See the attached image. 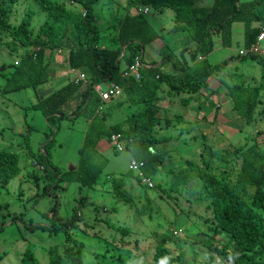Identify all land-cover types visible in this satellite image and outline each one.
<instances>
[{
    "label": "rangeland",
    "instance_id": "rangeland-1",
    "mask_svg": "<svg viewBox=\"0 0 264 264\" xmlns=\"http://www.w3.org/2000/svg\"><path fill=\"white\" fill-rule=\"evenodd\" d=\"M4 2L7 19L14 26L28 8L33 11L30 29L31 37H34L45 16L41 4L37 0ZM212 2L194 0L193 5L207 12ZM65 6L81 10L80 5L66 1ZM131 11L135 13L134 7ZM256 13L261 18L253 22L254 26L264 22V6ZM124 14L125 0H99L94 4L99 47L114 44ZM146 17L154 30L162 33L161 37L144 46L146 61L153 58L158 63L170 55L178 64L184 61L193 63L186 50L196 43L191 40L188 24L178 21L180 14L170 7L157 10L149 6ZM232 28L229 47H222L220 38L214 35V50L206 60L194 62L200 69L206 65H221L210 76L212 92L205 88L199 93L198 97L204 98L201 105L179 103L181 97L188 95L185 90L171 93L170 100L158 105L159 123L162 124L160 133L167 136L158 147L166 156L152 175L153 188L139 183L136 172L129 169L133 158L130 149L125 146L117 150L111 137L106 135L97 142L99 153L94 162L102 166V172L95 188L83 186L78 181L57 182L55 176H48L49 173L44 171L43 164L33 163V158L42 153L43 146L53 137L47 148L51 162L64 171L75 169L87 119L82 115L71 117L72 113H69V116L53 117L47 122L42 111L34 107L41 98L72 77L64 70L66 66L54 58L60 59L62 55L58 49L51 51L52 62L44 83L2 93L4 76L11 69L10 64L30 48L0 32V151L18 153L19 165L24 166L17 177L0 186V264H20L27 249L34 253L40 264L48 261L50 247L62 252L64 232L33 227L51 225L50 209L56 200L57 215L64 220L71 216L73 208L87 203L78 208L81 219L70 230L72 236L84 244L81 253L85 263L152 264L154 246L158 242L165 243L180 259V264L208 260L202 253L203 247L197 246L200 240H209L212 234L208 201L194 199L193 195L199 188L195 182L198 169L204 168L216 175L228 172L234 179L242 154L248 147L257 144L264 153V114L261 117L257 114L253 120L247 121L231 107L227 94V87L236 84L259 85L262 101L258 106L264 108V65L254 57L238 55V50L244 47V24L234 22ZM46 52L49 54V49ZM123 65L124 61H121ZM79 73L78 70L74 73L73 81ZM101 85L105 86L106 82ZM124 97L121 95L103 105L94 118L97 130L107 131L110 124L125 121L134 113L135 104L128 103ZM73 107L74 102L68 111ZM167 116L172 118V124H164L163 117ZM259 130L263 131L260 135ZM202 156L208 161V167H205ZM108 223L129 227L130 232L122 236L108 227ZM202 231L207 235L204 236ZM224 237L221 234L215 238L222 240ZM192 240H195L194 244H191ZM192 247L198 249L196 253L192 252Z\"/></svg>",
    "mask_w": 264,
    "mask_h": 264
},
{
    "label": "trees",
    "instance_id": "trees-1",
    "mask_svg": "<svg viewBox=\"0 0 264 264\" xmlns=\"http://www.w3.org/2000/svg\"><path fill=\"white\" fill-rule=\"evenodd\" d=\"M37 1L44 8L45 16L34 37H31L30 29L33 11L28 8L18 25L14 26L7 19L4 0L0 2V32L9 34L12 40L30 48L29 52L23 53L10 64L11 69L4 76L1 92L23 90L44 83L46 71L52 62L51 51L58 49L60 52H67L65 61L68 67L86 72L87 84L71 80L41 98L34 107L42 111L47 122L53 117L69 116V113L73 114L70 115L72 117L82 115L89 120L78 149V165L73 170L64 171L51 162V154L47 148L53 142V137L43 146L42 153L32 161L43 164L44 171L49 173L48 176H55L57 182L78 181L83 186L93 188L102 172V166L94 162L99 153L97 142L103 135L110 138L113 133L122 136L126 141L125 146L132 153V159L143 162V175L152 179V175L158 171L166 156L158 147L162 140L167 138L160 133L162 124L159 123L158 105L165 99V95L169 98L171 93L185 90L188 95L181 97L178 102L187 105L193 103L199 107L204 99L198 97L199 93L205 88L207 92H212L207 79L221 66L213 64L200 69L196 67V63L191 66L186 61L178 64L169 55L164 59L171 60L174 66L172 71L162 65L153 66L155 61H151V66L145 65L140 69L139 78L123 76L135 56H140L143 61L144 46L162 34L154 30L146 17L147 14L133 13V7L153 6L157 10L170 7L180 14L178 21L188 24L191 40L196 43L195 48L187 50L191 62L197 61L199 56H207L214 49V35L220 38L222 47H229L234 22L244 24V46L255 40L263 23L253 25L260 17L256 11L264 6V0H213L207 12L199 6H194V0H125V14L113 40L115 47L101 48L97 44L100 35L94 15V4L99 0ZM65 1L80 5L81 10L67 8ZM48 49L49 54L46 52ZM245 57H254L264 65V58L252 55ZM121 61L125 64L122 69ZM103 82H114L122 86L124 100L135 104V111L130 117L111 124L107 131L97 130L94 124V118L103 102L93 87ZM261 90L259 85L236 84L227 87L231 107L247 121L253 120L257 114L261 117V114H264V108L259 109L258 106L262 101ZM72 102L75 108L68 111ZM163 119L164 124L173 123L172 118L168 116ZM181 119L182 117H178V120L182 121ZM257 132L260 135L263 131ZM203 161L205 167H208V161L205 158ZM22 167L24 166L19 165L18 153L1 150L0 186L17 177ZM107 179L110 178L107 176ZM137 181L145 185L138 176ZM195 182L199 188L193 192L194 199L208 201L207 208L210 209L212 222L209 240H200L201 242L197 243V246L203 247L202 253L208 260L197 264H264V153L257 144H252L243 152L234 179L228 172L216 175L199 168ZM80 199L82 198H78L79 201ZM85 204L87 205L81 203L78 206ZM79 207L73 208L71 216L64 220L57 215L56 200L50 209L51 225H33L34 228L64 232L65 244H62V252L54 246L50 247L49 259L44 264H107L100 261H83L81 250L84 244L74 238L70 231L81 219V213L77 212ZM107 225L122 236L130 232L129 227L114 226L110 223ZM221 234L225 236L222 240L215 238ZM193 241L195 240H192L191 244H194ZM192 248V252L196 253L198 249ZM179 260L165 243L158 242L154 246L152 264H180ZM20 264L40 263L34 253L27 249L20 259Z\"/></svg>",
    "mask_w": 264,
    "mask_h": 264
},
{
    "label": "built area",
    "instance_id": "built-area-1",
    "mask_svg": "<svg viewBox=\"0 0 264 264\" xmlns=\"http://www.w3.org/2000/svg\"><path fill=\"white\" fill-rule=\"evenodd\" d=\"M135 13L148 14L149 7L143 5H137L134 7ZM238 55L240 56H256L264 58V22L261 24L260 29L257 33V36L253 42H251L248 46H244L243 48L238 50ZM140 56H135L132 63L126 68L127 71L123 72V76H134L135 78H139L140 69L144 67ZM75 83H84L87 84V76L84 72H81L75 77ZM94 91L98 94L99 98L103 103L110 102L120 97L123 94V87L114 82H107L105 86L101 84L94 85ZM111 141L115 145L117 150H121L125 147L126 141L122 138L120 134L113 133L111 136ZM143 166V162L137 161L135 159H131L129 163V169L136 172L138 178L141 179V182L145 184V186L152 188L154 186V182L151 178L145 177L141 171Z\"/></svg>",
    "mask_w": 264,
    "mask_h": 264
},
{
    "label": "crops",
    "instance_id": "crops-1",
    "mask_svg": "<svg viewBox=\"0 0 264 264\" xmlns=\"http://www.w3.org/2000/svg\"><path fill=\"white\" fill-rule=\"evenodd\" d=\"M246 1V0H245ZM194 42V41H193ZM195 43V42H194ZM221 45V44H220ZM113 46V47H112ZM111 47H109V48H114L115 47V44H113ZM196 47V44H194L193 45V47H191V48H188L187 50H190V49H193V48H195ZM186 50V51H187ZM214 50V49H213ZM212 50V51H213ZM211 51V52H212ZM210 52V53H211ZM62 53V55H61V57H60V59L59 58H56L55 56H54V58L55 59H57L60 63H62V65H64V66H66V68H64V70L66 71V72H68L69 74H72V77H69L68 78V80L69 81H71L72 79H73V75H74V73L77 71V70H72V69H70L69 67H68V64H67V62L65 61L66 60V56H67V52L66 51H64V50H62L61 52H60V54ZM209 53V54H210ZM208 54V55H209ZM169 56V55H168ZM167 56V57H168ZM143 58H144V55H143ZM206 58H207V56H199V58H198V60L197 61H201V59L202 60H206ZM151 61H155L153 58H151V60H149V61H146L145 60V58L143 59V63H146L145 65H146V67H149V66H151L152 64H150V62ZM156 65H162V67L163 68H165V69H168V70H174V66H173V64L170 62V60H167V59H164V57L157 63V61H155V64L153 63V66H156ZM190 66L191 65H194V62L193 63H190L189 64ZM125 66V64L123 65V66H121V63H120V68L122 69L123 67ZM82 72V71H81ZM207 81H208V83L210 84V76H209V78L207 79ZM68 82V81H67ZM165 100H170V98H168V96H166L165 95V99H163V101H161V103L160 104H162ZM106 103V102H105ZM105 103H102V105L99 107V109H98V113H99V111L100 110H102V107H103V105L105 104ZM72 117V116H71ZM84 117V116H83ZM87 123H89V120L87 119ZM113 124V123H112ZM111 125V124H110ZM109 125V126H110ZM87 126H88V124H87ZM126 127V126H125Z\"/></svg>",
    "mask_w": 264,
    "mask_h": 264
}]
</instances>
